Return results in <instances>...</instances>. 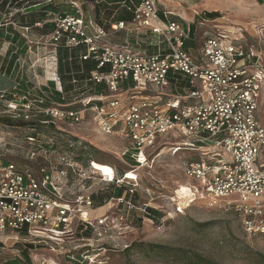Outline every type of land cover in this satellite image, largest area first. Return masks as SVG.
Returning a JSON list of instances; mask_svg holds the SVG:
<instances>
[{
  "label": "built area",
  "instance_id": "obj_1",
  "mask_svg": "<svg viewBox=\"0 0 264 264\" xmlns=\"http://www.w3.org/2000/svg\"><path fill=\"white\" fill-rule=\"evenodd\" d=\"M126 1L133 21L115 23L110 29L88 20L77 3H73L74 14L56 13L51 21L56 26L52 40L57 43L51 82L66 101L47 105L45 97L31 91L17 101L15 93L0 91L1 98L13 94L8 112L15 117L24 111L30 121L43 116L42 122L55 128L58 121L69 127L89 121L103 134L127 139L135 158L155 149L159 140H175V152L185 148L197 155L185 166L192 182L185 197L234 212L248 236L264 238V125L258 114L264 92V53L240 43L237 32L215 29L206 34L195 58L187 49L192 29L172 20L174 15L162 9V0ZM173 1L180 6L187 2ZM120 31L137 36V45L144 44L146 37L153 51L136 50L128 41L114 43L112 36ZM60 42L70 50L86 48L78 58L79 70L68 73V90L59 73ZM86 62L95 69L87 71ZM126 84L129 88L124 90ZM65 132L59 136L68 147L50 151L49 167L39 172L22 170L0 154V235L47 237L59 244L75 237L78 228L96 230L89 217L93 197L79 193L72 197L75 194L70 192L78 187L72 178L80 177L76 152L83 143ZM29 145L37 146L31 139ZM51 152L57 154L61 169L52 167ZM90 165L99 173L93 161ZM111 170L113 177L100 172L102 179L128 186L126 195L138 191L137 179H129V173L118 179L117 169ZM117 200L125 202L123 197Z\"/></svg>",
  "mask_w": 264,
  "mask_h": 264
},
{
  "label": "rangeland",
  "instance_id": "obj_2",
  "mask_svg": "<svg viewBox=\"0 0 264 264\" xmlns=\"http://www.w3.org/2000/svg\"><path fill=\"white\" fill-rule=\"evenodd\" d=\"M51 1L61 8L66 3H77L88 20L106 28L114 22L111 17L115 15L117 18L123 11L120 5H112L110 0ZM21 4L17 12L23 13L30 3ZM181 5L185 16L179 20L191 29L195 27L191 42L193 48L201 47L207 33L223 29L225 32H237L240 43L245 42L248 48L264 53V0H187ZM17 12L13 10V15L6 17L7 21L2 23L13 20ZM211 13L218 14L217 21L204 22L212 21L207 16ZM20 32H24L21 36L28 49L22 54L16 51L17 59L11 74L6 71L13 59L10 55L12 46L0 39V91L16 93L17 101L28 91L39 95L53 80L52 63L57 44L49 34L41 35L35 30ZM114 37V43L126 40L132 46L136 43L135 35L121 32ZM64 42L58 44L62 46ZM191 52L194 56L198 55L195 49ZM123 88L127 90L128 84ZM7 96L0 97V154L22 170L39 172L49 167L46 158L55 148L48 147L46 138L41 135H37L42 142L37 146L29 145L27 141L29 136L46 131L48 125L42 122L45 119H35L39 128L31 130L32 121L26 118L24 111L18 112L17 117L8 112V102L13 98ZM258 114L264 125V92ZM56 130L58 133L66 131L71 139L81 141L89 150L95 149L93 166L99 173L103 172V176L113 177L111 167L128 172L129 179H137L138 191L133 196L124 193L125 202L120 204L117 198H112L115 188L119 187L116 182L107 183L100 176L102 173L91 169V162L85 165L76 160L80 165V177L72 178L78 182V187L77 191L70 192L75 194L72 197L77 193L93 197L94 208L89 217L96 230L82 232L78 228L75 237L59 244L47 237L11 233L0 235V264H8L24 252L29 254L33 264H182L183 250L199 253L220 264H264V238L248 236L237 214L210 208L203 202L192 203L185 197L187 188L192 185L185 175V166L196 159L195 151L182 147L175 152L172 147L178 142L164 139L159 140L155 149L135 158L136 153L127 139L103 134L89 121L74 127L58 121ZM50 137L58 142L56 133L50 134ZM58 143L61 145V142ZM52 156L55 159L57 154L52 153ZM136 160H140L141 164ZM262 161L264 163V154ZM52 163L53 168L61 169L58 160ZM118 179H121L120 175ZM149 210L160 213L159 220H152ZM100 220L104 221V225H99ZM151 245L162 246L169 251H153L149 247Z\"/></svg>",
  "mask_w": 264,
  "mask_h": 264
},
{
  "label": "trees",
  "instance_id": "obj_3",
  "mask_svg": "<svg viewBox=\"0 0 264 264\" xmlns=\"http://www.w3.org/2000/svg\"><path fill=\"white\" fill-rule=\"evenodd\" d=\"M33 0H28L29 6L25 8V12L24 14H22V12H18V14H16V22L18 23V25L20 27L23 28H30L33 30H37L39 29V27H36L37 23H44L43 28L45 29V34H50V33H54L56 30V26L54 23H52V19L53 16L56 13H61V14H74L75 13V9L73 4L70 3H66L64 5V7H59L57 5H55L51 0H37L36 2H32ZM43 1V3H42ZM111 4H116V5H120L121 8L123 9V11L121 12V14L115 18L113 21H133L134 19V15L133 13L128 10V7H130V2L126 1V0H110ZM8 1L5 3H2V0H0V9H5L6 5H7ZM18 6L17 9H20V7L22 6V4H17ZM207 16L212 19L215 20L218 17V14H207ZM172 20H177L176 18L172 17ZM53 35V34H52ZM195 35V27H192V36ZM0 39L1 40H5L7 42H11L12 43V48H10V55L12 56V60L9 64V66L7 67V73L11 74L12 72V68L15 65V59H17L16 56V51L20 52L21 54L26 52V49H28L27 44L25 42V40L22 38L21 34L19 32H14L11 29L8 28H2L0 29ZM16 47V49L14 48ZM81 53H86V48L85 47H79L76 49H67L65 48L63 45L59 48V73L63 79V83L65 86V90H68L69 88V81L71 79L70 76H68V73H70L72 70L78 71V58L80 56ZM73 58V62H69V59ZM85 68L87 69V71L93 70L95 69V65H92L90 62H86L84 64ZM67 79V80H65ZM67 81H68V86L67 85ZM29 92V91H28ZM44 93V94H43ZM16 94V93H15ZM38 96H43L46 98L47 100V105H49L50 103H64L66 100H64V98L62 97V95L57 91L56 89V84L54 82H50V84L48 85V87H44L41 91V93ZM11 98H13V94L11 95ZM40 118H44L43 116H41ZM35 121V120H33ZM30 122V128L31 130L34 131V129H38L39 125L35 122L33 123ZM50 128V130H49ZM43 134H33V136H29L27 138V141L29 142L30 139L31 140H35L36 145H38V143H42L39 139L38 136H43L44 138H46L47 142H45V144L52 148H56L59 146H64V147H68V145L66 144L67 141H64L59 135V133L57 132L55 126L53 124L48 125L46 131L42 132ZM52 133H56L58 138V142H61V145H59V143L53 138V144H48V138L49 135ZM38 135V136H37ZM52 138V137H51ZM82 148L79 149L78 152V161L84 163L85 165L88 164L89 162L93 161L95 162V160L93 159V154H95L97 151L93 148H91L90 150L86 147V146H81ZM101 164V163H100ZM117 173L118 176L120 175L121 178L124 177V175L128 172L122 171L117 169ZM128 186L126 185H122L121 187L115 188L114 190V194L112 198H121L123 196L124 193H126V191L128 190ZM150 211V217L152 220H159V218L161 217V214L154 211V210H149ZM1 246V244H0ZM153 251L156 250H166V248L162 247V246H149ZM169 251V250H166ZM181 257L183 258V263L182 264H220L218 262H216L213 259L207 258L199 253H195V252H189V251H181ZM262 261L264 262V256H262ZM8 264H33L32 260L29 256V254L27 252H24L23 255L21 257H18L10 262H8Z\"/></svg>",
  "mask_w": 264,
  "mask_h": 264
},
{
  "label": "crops",
  "instance_id": "obj_4",
  "mask_svg": "<svg viewBox=\"0 0 264 264\" xmlns=\"http://www.w3.org/2000/svg\"><path fill=\"white\" fill-rule=\"evenodd\" d=\"M8 1V3H7V5H6V7H5V9H0V27H2V28H8V29H11V30H13L14 32H19V33H21V35H22V33H24V32H20V30H22V31H25L24 29L25 28H23V27H16V25H18V23L16 22V15L14 16V19L13 20H11V21H9V22H4V23H2L4 20H5V18L7 17V18H9L10 16H12L13 15V10H15V13L19 10L20 11V9H17V7H14L13 5H17V4H21V3H24V4H26V3H28V0H2V3H5V2H7ZM191 1H193V0H191ZM42 3H43V1H42ZM162 9H166V10H168V11H170V12H172L173 13V15H174V18H176L177 20H179L180 18L181 19H184V16H185V11H182V6H180L176 1H173V0H171V1H166V0H162ZM23 5V4H22ZM18 13V12H17ZM131 13V12H130ZM22 14H24V12L22 13ZM111 19L112 20H114L115 19V15L114 16H112L111 17ZM5 21H7V20H5ZM118 22H125V23H130L129 21H114V22H112V24L111 25H113V24H115V23H118ZM98 23V22H97ZM100 24V23H99ZM102 25V24H101ZM111 25H110V27L108 28V29H110L111 28ZM13 26H15V27H13ZM105 26V25H104ZM106 27V26H105ZM20 29V30H19ZM30 29V28H29ZM31 31L33 30V29H30ZM35 31H37V32H39L41 35L42 34H45V29L44 28H39V29H37V30H35ZM121 32H124L126 35H128V33L127 32H125V31H120V32H117V33H114L115 35H117V34H120ZM53 33H50L49 35L51 36ZM113 34V37H112V39L114 38L115 39V35ZM45 35H47V34H45ZM137 40V36H136V38H135V41ZM127 41V40H126ZM126 41H124V42H126ZM193 41V39L192 40H190L188 43H187V49H188V52H190V54L193 56V57H195V58H198L199 56H200V53H201V48H202V45H203V42H202V45H201V47L200 48H193V46L191 45V42ZM204 41V40H203ZM6 43H7V45L8 46H12V43L11 42H7L6 41ZM144 43L145 44H139V45H137V43H135V45H133V47L134 46H137L135 49L136 50H148V51H150V52H152L153 51V49H151V48H149L148 47V44H147V41H146V39H144ZM193 49H195V52L198 54V55H196V56H194L193 54H192V52H191V50H193ZM9 64H10V62L8 63V65L7 66H9ZM15 66V65H14ZM65 80H67V79H65ZM66 86H68V82H67V85ZM71 88V86H69V88L68 89H70Z\"/></svg>",
  "mask_w": 264,
  "mask_h": 264
},
{
  "label": "bare ground",
  "instance_id": "obj_5",
  "mask_svg": "<svg viewBox=\"0 0 264 264\" xmlns=\"http://www.w3.org/2000/svg\"><path fill=\"white\" fill-rule=\"evenodd\" d=\"M50 73V72H49ZM105 176V175H104Z\"/></svg>",
  "mask_w": 264,
  "mask_h": 264
}]
</instances>
